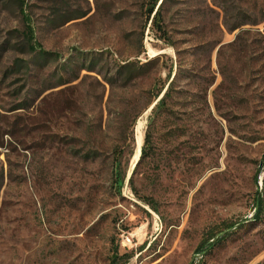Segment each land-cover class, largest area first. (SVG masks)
Returning a JSON list of instances; mask_svg holds the SVG:
<instances>
[{
  "label": "rangeland",
  "instance_id": "obj_1",
  "mask_svg": "<svg viewBox=\"0 0 264 264\" xmlns=\"http://www.w3.org/2000/svg\"><path fill=\"white\" fill-rule=\"evenodd\" d=\"M154 2L0 0V264H264V0H160L169 44ZM154 58L170 111L138 118L119 193L114 150L149 100L130 97L153 81L104 76Z\"/></svg>",
  "mask_w": 264,
  "mask_h": 264
},
{
  "label": "trees",
  "instance_id": "obj_2",
  "mask_svg": "<svg viewBox=\"0 0 264 264\" xmlns=\"http://www.w3.org/2000/svg\"><path fill=\"white\" fill-rule=\"evenodd\" d=\"M160 0H155L152 8L149 10L148 14V21H152L153 28L157 30V33L159 35V38L163 40L164 42H167L168 44L171 43L169 34H166V29L164 28L163 18H162V6H160L156 10V6ZM255 25V24H251ZM238 26H235L234 30L238 29ZM28 43L32 49V51L36 52L41 57H46L47 53L43 52V50H38L34 48L33 46V38L28 39ZM81 59L83 61V70H87L89 72L96 71L97 64L96 60L97 57L92 54H81ZM161 61V58H154L152 60H149L146 63H142L139 61L136 62H129L126 64H117L115 67V71L112 73L109 72V76L106 78L104 76L105 81L110 84L111 86H114L118 82H122V87L124 89H127V86L130 85L133 82H142L144 80H151L153 81L152 86L148 88L147 90H144L135 96H131L129 105L130 107H134L135 104L140 103L142 99L149 97V100L146 104H144L143 108L141 109V112L139 111L135 117H131V126L127 127V129L124 132V145H120L116 147L114 150V155L116 159V173H115V184L118 187V192H121V188L125 184V181L127 179V175L125 170H122V159L123 157L127 156V159L130 160L131 157H133L135 151H136V134H135V126L137 123L138 118L140 115L151 108L152 104L157 101V104L152 109V113L154 115L157 114H163L168 113L170 110L168 109V103L169 100L173 98L174 94V84L175 80L177 78V75L172 78L173 76V70L172 68L169 70V73L167 75V79L165 81L157 80L156 77L153 78V71L155 66L159 64ZM89 63V66L87 64ZM181 69V65H180ZM129 119L128 117L125 118V121ZM151 127L149 126V129L146 131L145 138H144V145L142 148L141 158L137 166H139L143 161L148 159L151 156ZM76 154H80L79 152H75ZM97 153L93 154H87L86 158H94ZM127 160V161H128ZM136 166V168H137ZM130 182H132V178L130 179ZM152 208L154 207V204L151 201L147 202ZM257 209H256V217L257 220L263 210V202L261 201L260 197L258 196L256 200ZM223 239V238H222ZM222 239L216 237L214 234L210 235L208 239L204 240V242L201 244V246L198 248V253L202 256H205V254H208L211 252V250L222 241Z\"/></svg>",
  "mask_w": 264,
  "mask_h": 264
},
{
  "label": "built area",
  "instance_id": "obj_3",
  "mask_svg": "<svg viewBox=\"0 0 264 264\" xmlns=\"http://www.w3.org/2000/svg\"><path fill=\"white\" fill-rule=\"evenodd\" d=\"M124 241H126L125 243L127 246L133 243L132 239H130L129 237L124 238Z\"/></svg>",
  "mask_w": 264,
  "mask_h": 264
}]
</instances>
